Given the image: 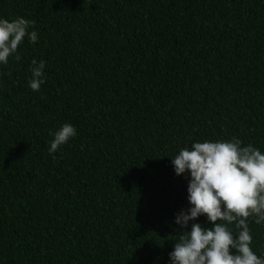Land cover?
Returning a JSON list of instances; mask_svg holds the SVG:
<instances>
[{"label": "trees", "instance_id": "obj_1", "mask_svg": "<svg viewBox=\"0 0 264 264\" xmlns=\"http://www.w3.org/2000/svg\"><path fill=\"white\" fill-rule=\"evenodd\" d=\"M17 17L38 40L0 64V264H170L190 207L172 157L233 137L264 153V0H0Z\"/></svg>", "mask_w": 264, "mask_h": 264}, {"label": "clouds", "instance_id": "obj_2", "mask_svg": "<svg viewBox=\"0 0 264 264\" xmlns=\"http://www.w3.org/2000/svg\"><path fill=\"white\" fill-rule=\"evenodd\" d=\"M35 21L17 17L0 19V64L9 57H21L18 49L25 38L36 43L38 33L29 31ZM29 87L39 91L44 83L43 60L31 61ZM49 154L53 155L77 135L70 123L50 133ZM56 157L53 155V159ZM171 163L177 176L187 174V199L190 205L175 215L179 226L170 264H264V257L252 249L249 221L264 223V153L233 137L230 141L194 142L179 150ZM205 216L211 227L190 221Z\"/></svg>", "mask_w": 264, "mask_h": 264}]
</instances>
